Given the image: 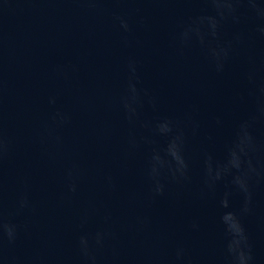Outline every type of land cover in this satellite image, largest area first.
I'll return each mask as SVG.
<instances>
[{
	"label": "water",
	"instance_id": "95a60500",
	"mask_svg": "<svg viewBox=\"0 0 264 264\" xmlns=\"http://www.w3.org/2000/svg\"><path fill=\"white\" fill-rule=\"evenodd\" d=\"M241 250L264 264V0H0V264Z\"/></svg>",
	"mask_w": 264,
	"mask_h": 264
},
{
	"label": "clouds",
	"instance_id": "9594fccd",
	"mask_svg": "<svg viewBox=\"0 0 264 264\" xmlns=\"http://www.w3.org/2000/svg\"><path fill=\"white\" fill-rule=\"evenodd\" d=\"M241 150H243V146H241ZM232 155L234 157L233 163L235 164L236 167H239L240 166V155H239V153L236 151H233ZM239 183H241L242 186H246L245 182L242 178L239 179ZM231 219L233 222L232 228L238 234L237 239L234 241V245H239L241 238H243L244 229H243L242 225L240 224L239 220L235 216L231 217ZM248 259H249L248 255L245 254L243 252V250H241L240 256H239V264H248Z\"/></svg>",
	"mask_w": 264,
	"mask_h": 264
}]
</instances>
